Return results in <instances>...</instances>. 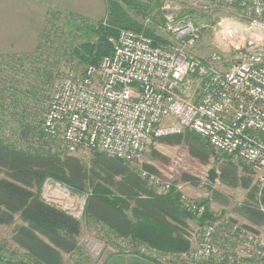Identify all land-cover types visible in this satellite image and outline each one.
<instances>
[{
	"label": "built area",
	"instance_id": "built-area-1",
	"mask_svg": "<svg viewBox=\"0 0 264 264\" xmlns=\"http://www.w3.org/2000/svg\"><path fill=\"white\" fill-rule=\"evenodd\" d=\"M213 3L239 9L264 37V0ZM162 10L163 27L176 41L156 45L144 32L120 29L109 38L111 55L60 80L43 131L69 154L91 150L133 161L154 138L193 130L216 151L253 169L259 178L255 205L264 215V46L255 40L256 47L226 69L207 66L189 51L198 39L194 26L177 15L172 2ZM146 177L163 193L172 187ZM181 201L198 221L208 212L205 203L185 194ZM213 214L198 223L197 245L182 255L187 264H264L263 232Z\"/></svg>",
	"mask_w": 264,
	"mask_h": 264
},
{
	"label": "rangeland",
	"instance_id": "rangeland-1",
	"mask_svg": "<svg viewBox=\"0 0 264 264\" xmlns=\"http://www.w3.org/2000/svg\"><path fill=\"white\" fill-rule=\"evenodd\" d=\"M168 2L176 6L177 15L181 19L196 29L198 39L189 51L207 66L226 69L252 51L256 47L255 40H259L261 47L264 46L261 32L253 29L248 17L237 8L217 6L213 0H161L162 6ZM162 6L146 19L145 24L151 26L158 36L175 42V38L163 27ZM106 14V0H0V89H8L11 96L8 98L9 93L3 92L0 94V102L3 98L7 101L5 105L12 112L15 111V104L11 102L21 95L22 89L32 83L38 88L36 98L33 96V99L23 100V104L28 105L27 112L32 116L40 113L42 120L60 80L70 73L82 72L87 66L73 54L74 47L90 38V34L83 28L105 21ZM197 94L193 87L192 95ZM13 125L16 124H9L4 131L8 132ZM186 132L188 131L154 138L144 153L126 163L128 168L137 172L143 178V184L157 194L163 192L152 184L147 175L157 176L172 186L176 184L181 194L198 202L207 201L210 211L215 214H222L256 232L264 233V216L252 207L255 200L250 198L253 186L257 187L258 195L257 174L246 164L227 158L211 146L207 151V141L199 134L201 139L195 145L202 154L203 151L206 152L205 158L194 153L186 140L172 141L177 135L184 137ZM52 145L64 157L77 158L78 165L84 168L87 175L82 177L86 180L84 188L88 190V194L67 193L62 188L51 186L50 180L45 182L42 190L45 202L79 222L80 230L73 239V247L65 249L46 235L29 229L28 223L20 214H16L12 223H0V264H37V259L25 246L32 242L29 241L31 235L57 249L61 254L62 264H135V261L140 264L144 253H139L129 239L118 241L108 233L106 225L88 217L89 213L85 214L89 197L94 198L98 189L111 191L110 200L117 192L114 187L102 181L105 180L103 173H95L94 159L98 152L80 150L74 154H65L63 149L61 151L59 142L53 141ZM227 162L236 165L239 175L245 178L243 185H230L223 179L222 167ZM212 169L218 173L215 183L208 177ZM0 176L6 177L3 173ZM244 183L249 184V187H245ZM116 198L122 199L119 195ZM246 203L253 204L249 209L260 213L262 217L251 216L247 212L249 206ZM187 223L185 232L192 251L197 245L200 227L191 219ZM152 258L155 262L150 264H187L185 257L177 252L161 253Z\"/></svg>",
	"mask_w": 264,
	"mask_h": 264
},
{
	"label": "trees",
	"instance_id": "trees-1",
	"mask_svg": "<svg viewBox=\"0 0 264 264\" xmlns=\"http://www.w3.org/2000/svg\"><path fill=\"white\" fill-rule=\"evenodd\" d=\"M106 2V20L85 26L83 29L90 34V38L73 49V54L81 62L87 65L97 64L104 56L111 55L113 45L109 38L116 36L122 28L144 32L154 39L156 45L169 43V40L158 36L151 26L145 24L146 19L157 8H161V0H106ZM28 85L22 89L17 99L14 98V101L18 100L20 103L11 102L15 104V111L12 112L11 108L5 105L7 101L3 98L0 102V173L6 175V177L0 176V223L10 224L14 221L15 215L20 214L28 223L29 229L46 235L65 249H71L73 239L80 230L79 222L66 212L45 202L42 190L45 182L53 179L52 181L59 182L72 193L88 194V190L84 188L86 180L82 177L87 175L84 168L78 165L77 158L64 157L61 152L54 150L52 142L57 140L46 136L42 127L44 118L40 119V113L32 116L27 112L29 107L23 104V100L33 99L38 93L37 86H33L32 83ZM5 91L9 93L8 98H10V91L6 88L0 89V94ZM11 123L16 125H13L8 132L4 131ZM185 131L188 132L184 137L177 135L172 141L186 140L191 145L192 151L203 158L206 152L203 151L202 154L195 145L200 141V136L193 130ZM206 144L208 151L210 145ZM194 146L196 149L193 148ZM60 148L62 151L61 144ZM64 151L63 149L62 152ZM95 157V173H103L105 180L102 181L114 187L117 190L116 196L119 195L122 199L114 196L110 200L109 196L112 192L100 188L102 191L98 189L94 198L89 197L91 202L90 206L88 202L85 214L89 213L88 217L106 225L108 233L118 241L129 239L139 253L142 252L143 247L147 248V251L143 252L146 254L142 255L140 264L155 262L152 256L156 257L161 253L177 252L180 256L189 253L191 242L185 232V227L188 228L187 220L200 223L207 218H213L214 214L209 211L208 202L201 201L208 206V212L198 221L183 206L182 194L176 184L168 192L157 194L148 189L145 183L143 184L144 180L137 172L128 168L126 164L128 161L101 152ZM227 158L231 159L230 156ZM248 168L253 171L251 167ZM117 177L120 179L117 180ZM222 177L230 185H243L242 181L245 180L239 175L236 165L231 162L224 163ZM245 187H249V184H245ZM256 188V186L252 187L250 195L255 202ZM246 205L249 206L247 212L251 216L258 218L264 216L249 209L253 207L258 211L255 204L246 203ZM87 207H89L88 212ZM29 241L32 242L25 246L37 259V264H62V257L57 249L34 235H31Z\"/></svg>",
	"mask_w": 264,
	"mask_h": 264
},
{
	"label": "water",
	"instance_id": "water-1",
	"mask_svg": "<svg viewBox=\"0 0 264 264\" xmlns=\"http://www.w3.org/2000/svg\"><path fill=\"white\" fill-rule=\"evenodd\" d=\"M208 177H209V180L212 182V183H215L217 178H218V173L215 169H212L209 171L208 173Z\"/></svg>",
	"mask_w": 264,
	"mask_h": 264
}]
</instances>
